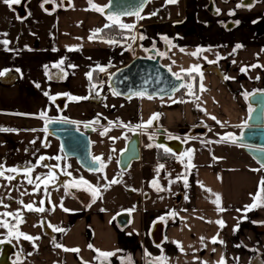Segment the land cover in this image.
<instances>
[{
	"label": "crops",
	"instance_id": "0c3cea01",
	"mask_svg": "<svg viewBox=\"0 0 264 264\" xmlns=\"http://www.w3.org/2000/svg\"><path fill=\"white\" fill-rule=\"evenodd\" d=\"M107 1L94 0V3L106 6ZM41 2L30 6L27 16L30 25H20L17 39L12 41H17L18 48L11 47L9 51L15 52L13 57L18 63L6 65L7 51L4 47L0 49V71L8 70L0 76V127L13 130L0 132V165L19 171V174L5 171V176H15L11 181L0 177V213H4V205L10 203L12 212L19 211L24 220L19 224V231L40 237L35 241L22 237L6 240L1 230L4 228L0 227V243H9L14 250L10 264H145L160 257L166 258V264H219L221 257L226 264H264V206L248 211L244 219L245 205L254 203L253 196L264 179V168L239 145L229 141L226 143L241 152L233 159L238 165L193 162L189 165L185 160L182 163L176 159L160 161L156 144L148 138L152 126L146 130L136 128L159 113L158 121L153 122L165 129L169 137L186 139L184 145L188 140H199L209 131L217 136L221 133L239 135L251 108L245 93L264 91V0H177L176 3L151 0L140 12L144 19L119 18L125 24H135V29L125 30L123 37L135 35L139 42L137 47L131 39H115L118 41L115 44L105 43L99 37L89 39L94 30L103 29L111 22L99 12L87 10L88 0H68L51 13L41 9ZM6 6L10 13L1 8L0 25L14 26L26 21V17L16 16L9 5ZM153 12L156 14L152 15ZM230 12L234 14L229 15ZM42 23L48 24L47 33L39 32ZM141 35L145 39H139ZM162 37H167L168 42ZM236 45L242 47L237 49ZM153 47L162 54V63L175 74L184 73L181 69L200 66L202 81L195 73L198 99L181 100L176 95L151 99L135 95L123 99L111 91L107 83L111 72ZM197 49H205L199 58L191 55ZM61 60L64 61L63 72L53 67ZM13 68L19 70L18 74ZM242 68L248 71L241 72ZM201 83L204 91L200 90ZM37 84L40 87H36ZM93 84L97 86L95 90ZM45 92L57 97L55 101L45 96ZM69 96L88 97L87 103H76ZM58 99H63L62 107L58 106ZM174 100L177 102L173 103ZM41 112L46 113V119L64 115L79 127L92 124L94 133L97 128L109 127L131 135L138 131L141 155L137 166L143 195L139 204H132L135 208L127 206L117 210L93 206L96 200L93 203L92 195L84 190L87 185L83 184L80 194L70 189V194H66L68 181L79 180L71 171L81 167L75 159L65 158L59 141L43 131L45 119L39 118ZM94 121L98 123H92ZM109 121H119L125 126L109 125ZM196 128H203L204 132L193 135ZM181 130H186L187 134H179ZM41 156L51 159L36 166ZM115 163L118 166V159ZM57 164L55 180L37 181L41 183L40 190L27 183L26 169L34 168L31 172L34 181L36 176L43 180L49 174V168L43 165ZM161 164L172 178H183V187L172 202L164 208H156L145 205L150 194L145 193L144 182L149 181L154 193L161 192L152 184L157 180L162 188L160 170L163 169L157 171ZM68 165L71 168L68 169ZM214 194L219 195V207L223 211H217ZM30 203L44 207L45 211L26 210L24 205ZM121 212L129 213V222L123 228L116 222ZM162 216L164 221L159 219ZM3 219L10 226L16 224L13 217ZM218 220H223L225 227L215 223ZM238 220L241 221L239 229L234 232ZM158 221L163 223V239L155 244L152 230ZM49 224L64 231L53 232ZM214 237L223 244H213ZM54 242L62 247H55ZM64 249H79V252ZM95 250L114 255L105 258Z\"/></svg>",
	"mask_w": 264,
	"mask_h": 264
},
{
	"label": "water",
	"instance_id": "95a60500",
	"mask_svg": "<svg viewBox=\"0 0 264 264\" xmlns=\"http://www.w3.org/2000/svg\"><path fill=\"white\" fill-rule=\"evenodd\" d=\"M24 2L22 0L19 6H16L18 17L25 15ZM142 3V0H108L105 8V17L108 15H118L121 17H134L135 15H125L123 13H133ZM148 3L144 4L142 10ZM141 10V11H142ZM140 11V12H141ZM167 66L162 63V54L156 48L148 49L144 55L133 57L125 65L111 72L108 78V86L118 97L129 99L132 96L143 93L146 97L171 98L182 90L178 87L184 83L183 80H177L176 76ZM178 88V90H176ZM63 99H58L59 107H62ZM247 104L252 111L249 112L246 124L239 135L234 136L236 143L247 153L259 166L264 162V91L257 90L250 93L246 98ZM68 119L64 115H59L51 120ZM71 121V120H70ZM156 128L155 138L151 139L156 145H163L171 149L172 154L179 156L184 148V142L177 137H170L169 133L160 127ZM47 133L59 141L61 152L65 158H73L77 164L89 172L96 165L93 163L91 155L90 135L94 133L92 124H84L79 127L77 123H51L48 126ZM203 128H196L192 134H201ZM140 133L134 131L127 141L125 148L118 156V167L125 171L132 162L140 159ZM117 225L125 227L129 222V213L121 212L116 217ZM152 239L155 244H159L163 239V223L158 221L154 224L152 230ZM0 264H10V256L14 253L13 247L9 243H0ZM153 261H147L150 264ZM108 264V263H103ZM155 264V262H153Z\"/></svg>",
	"mask_w": 264,
	"mask_h": 264
},
{
	"label": "rangeland",
	"instance_id": "374dc122",
	"mask_svg": "<svg viewBox=\"0 0 264 264\" xmlns=\"http://www.w3.org/2000/svg\"><path fill=\"white\" fill-rule=\"evenodd\" d=\"M40 1L41 0H30L28 6H38ZM6 5L7 4L4 3L3 0H0V10L1 8L2 10L5 9V13L8 11ZM25 19V22H22L20 24L15 23L14 26L9 25L4 27L3 25H0V40L7 39L9 41V44L6 47L7 52H5L6 65H16V63H18V59L16 57H13L15 55V52L12 53L9 50H11L12 48H18L17 41H12L14 38L15 40L17 39L20 25H30L27 17ZM39 26L41 28L39 32L47 33L46 29L49 27L48 24L42 23ZM4 33H6L7 35H3ZM3 47L5 48L3 44H0V49ZM8 55H10V58L8 57ZM13 69L15 70L13 72L18 74L17 69ZM75 102L87 103L85 99H80V101ZM110 129L111 130L108 131L106 135H101V132H103L104 129L97 128L95 133H92L90 135L92 157L94 158L96 156H101L107 164V167L104 169L103 173L87 172L85 170H82V168H79L80 170H76L75 172L71 171V174L78 179L83 177L84 180L88 181L92 186H101V192L93 206L96 205L99 206V208H110L117 210L118 208L132 206V204L133 206L138 205L139 199L140 197H143V195L141 194V188L139 187L140 174L137 166L138 162L134 161L131 167L126 171L120 170L115 163L120 152L125 148L127 141L130 139L131 133L127 131H117L112 128ZM179 134H187V131L181 130L179 131ZM225 135L226 133H221L219 134V136H217L209 131L208 133L201 136L199 140L186 141L182 153L179 156L175 157L176 161L181 162L182 159L183 161L185 160L186 163H189L190 159V162H193L195 164L218 163L221 166H231L232 164L238 165L239 163L233 162V159L234 157H236V153L241 152L238 149L233 148L232 145L226 143V141H221V137ZM182 140L184 141L186 139L182 138ZM208 141H213V143H207ZM216 141L220 142L217 143ZM189 150H192L190 154ZM69 168H71V166L68 165V169ZM66 171L62 170V172L64 173ZM160 172L161 177H163L160 185L164 189L160 193H154L149 181L144 182L145 193L148 192L150 194V198L145 203V205L147 206L164 208L168 202H172V198L177 196V192H179L178 190H181L183 187V178L181 176H174L172 178V175L167 174L164 169L162 171L160 170ZM105 175L107 177L106 180L102 178ZM124 175H127V177H125ZM113 179H116L120 182L109 184V181ZM170 181H174V183H169ZM105 185H107L106 188L104 187ZM9 199H11V195ZM133 206L132 208H135ZM11 207H13V205L8 203L7 207H5L6 210L4 213H13ZM6 217L9 220L12 218V216ZM1 230H3V237H6V240L14 241V238L9 237V231H7L8 229L4 228ZM13 235H15V233H13Z\"/></svg>",
	"mask_w": 264,
	"mask_h": 264
},
{
	"label": "snow or ice",
	"instance_id": "6c2138e0",
	"mask_svg": "<svg viewBox=\"0 0 264 264\" xmlns=\"http://www.w3.org/2000/svg\"><path fill=\"white\" fill-rule=\"evenodd\" d=\"M4 3L8 4L9 7H11L13 4H20L21 3V0H3ZM151 0H142V3L139 5V8L133 12V13H123L125 15H135L137 17V19H144L145 17L141 16L140 15V11L142 10L144 4L146 3H150ZM177 0H166V3H176ZM44 3H54V0H44ZM88 4H89V9L87 10H91V11H96V12H99L101 15H105V8L107 6H101V5H98L96 3H94V0H88ZM43 7V5H41ZM241 5H237V7H240ZM217 12H219V9H217ZM156 13L153 12L152 15H155ZM234 14L233 12H230L229 15H232ZM107 20H109L111 23H108V24H105V28H113V27H116L120 30H128V31H132L135 29V24H125L123 23L120 19H119V16L118 15H108L106 17ZM104 31V29H96L93 31L92 35L89 37V39H95L97 37H99L103 42L105 43H109V44H115V43H118V41H116L115 39H110V40H103V37L100 35L102 32ZM3 35H7L6 33H4ZM125 39H131L133 42H135V40L137 39V37L135 35H132L131 37H125ZM139 39H145V37L143 35H141L139 37ZM162 39H164L166 42H168V38L167 37H162ZM0 44H3L5 46V49L7 50L6 46L9 44V41L7 39H4V40H0ZM130 47V45H129ZM242 45H236V48H241ZM70 51L73 50V49H69ZM208 51H210V49H207ZM205 51V49H197L196 52L194 53H191V55L195 56V57H198L200 56V53ZM235 51V49H234ZM221 57H217V60H219ZM64 64V61L61 60L58 64L56 65H53V67H56V68H60L61 69V72H63V69L61 68V65ZM48 66H45V68L47 69ZM69 67H75L74 65H69ZM252 67H259V65H253ZM101 71H104V69H100ZM8 70H4V71H0V76H4L6 74ZM17 71H19L17 69ZM182 72H184V74L186 76H188L191 80H195V76L192 75V73H196L197 75H200L201 77V81H202V73L200 72V66L199 65H194V66H191L189 69L185 70V69H181ZM248 69L247 68H242L241 69V72H247ZM47 74V73H46ZM66 75V73H65ZM88 77L89 79L91 80V72H89L88 74ZM176 76V79L177 80H183V77L179 74V73H176L174 74ZM225 79H229V77L225 76L224 77ZM257 79H259V77H257ZM36 87H40L39 84L36 85ZM96 85L93 84L92 85V89L95 90L96 89ZM178 87H183V88H187L188 89V94L191 95V96H194L196 99H198L199 97H197L195 95V92L192 90L193 89V85L192 84H180ZM178 90V88L176 89ZM200 90L201 91H204L205 89L203 88V85L201 83L200 85ZM45 96H49V93L48 92H45L44 93ZM64 95H67V94H64ZM97 95H99V93H97ZM139 95L141 97H143V93H139ZM248 96V93H245V98H247ZM57 97L55 96H49V99L52 100V101H55ZM149 99H151L152 97L149 96L148 97ZM69 99L70 100H75V101H79L80 99H88V97H71L69 96ZM177 101H173V103H176ZM180 103H183L184 101H179ZM252 109L250 108L249 109V112H251ZM159 116L160 114L159 113H155L153 114L152 117L149 118V120L147 122H144L142 124H138L136 125V128H139V129H147L148 127H151L152 124H153V121H158L159 119ZM39 118L41 119H45V128L43 129V131L47 132L48 130V125L51 124V123H76L75 121H70L66 118L64 119H59V120H51V119H46V113L44 112H41L40 113V116ZM211 119L213 120H216V117H211ZM218 124L221 123L220 121H216ZM92 123H98V121H94ZM116 123H120V126H125L122 124V122H112V121H109V125H114ZM110 127L109 128H105L103 132H101V135H106L108 131H110ZM7 131H13L12 129H7V128H2L0 127V132H7ZM35 131V130H33ZM149 139H153V137L150 135L149 136ZM221 141H229L231 143H236V138L233 136V134L231 133H228L226 134L225 136L221 137ZM217 143L220 142V141H216ZM207 143H213V141H208ZM152 145H149V147H151ZM157 147L159 148H163L164 152L165 153H170L171 152V149L169 148H166L164 147L163 145H156ZM192 150H189V154L191 153ZM261 151H264V149H261ZM175 155V154H173ZM46 159H51V158H48V157H43L41 156L39 158V161L37 162V165L36 166H41L40 165V162L41 161H44ZM55 159L57 160H60L61 157H55ZM181 162L183 163V160L181 159ZM93 163L96 165L95 168L91 169L92 171L94 172H100V173H103L104 169L107 167V164L106 162L103 160V158L101 156H96L93 158ZM189 165H190V159H189ZM45 167H48L49 168V174H48V177H45L43 180L40 176H36L35 177V181L31 178V172L34 170V168H29V169H26L25 170V176L27 178V183L29 184H34V188L35 190H40V187H41V183H44V181L48 180L49 178H51L52 180H55L56 179V176H55V172H54V169L55 168H58L59 165H43ZM261 167L264 168V162L261 163ZM164 168V165L161 164L159 165L157 171H159L160 169H163ZM5 171H8V172H17V174H19V171L18 169L16 168H11V169H4L2 165H0V177H4L6 180H13L15 179V176H5L4 173ZM253 171H259V169H253ZM65 175H70V173H67L65 172L64 173ZM103 179H107L106 175L102 177ZM37 181L41 182V183H37ZM120 181L116 180V179H113L111 181H109V184H114V183H119ZM174 181H170L169 183H172ZM83 184V185H87V188H85L84 190L85 191H89V193L92 195L93 197V203L95 202V200L99 197V194L101 192V186L97 185V186H92L88 181L84 180L83 177H81L78 181L74 180L73 182H71L70 184H67L65 185V190H66V194H70L69 193V189L70 188H76V189H79L80 188V185ZM153 186L156 187L157 191H163L164 189L163 188H160L159 187V184H158V181L157 180H154L152 182ZM185 185H187V180L185 179ZM203 187V185H201ZM105 188L107 187V185L104 186ZM47 190V183H45V191ZM207 191H211L210 189H208ZM23 194H26V193H22ZM216 195V199L214 201V203L217 204V211H223L224 209L219 207V200H220V197L219 195L217 194H214ZM253 201L254 203L252 205H245V209H244V212H245V216H244V219L247 218L246 216V213L248 211H251L253 210L254 208L256 207H262L264 206V179L261 180L260 182V185L258 187V191L257 193L255 194V196H253ZM2 202V201H0ZM21 204H23V201H20ZM41 205L44 203L43 200L40 201ZM90 206V205H89ZM4 207H7V205H4ZM24 208L28 211H35L37 213H42L45 211V208L44 207H35L34 204H27V205H24ZM65 211H68L67 209H65ZM239 211V210H238ZM170 216H174L175 213H169ZM6 216H12L13 219L16 220V224H13V225H9L4 219L3 217H6ZM161 221H164L165 220V217H160L159 218ZM24 220H23V217L21 215V213L19 211H17L16 213H0V227H3V228H8L9 229V237H12V238H15L17 240H19L21 237L24 239V240H28V241H35L37 239H39L40 237H32L28 234H25L21 231H19V224L23 223ZM211 222V221H210ZM241 221L238 220V223H237V226L233 229V231H238L239 229V223ZM215 223H217L221 228L225 227V222L223 220H218V221H215ZM49 227L52 228V231L53 232H63L64 229L62 228H57L55 226H52L51 224L48 225ZM13 233H15V235H13ZM201 240L203 241L204 238L202 237ZM213 244L215 243H221L223 244V241L222 240H218L217 237H214L211 241ZM35 246V245H34ZM54 246L55 247H62V245L60 244H56L54 242ZM239 246V245H238ZM89 247L91 248L92 246L89 245ZM65 251H73V252H79V249H64ZM99 253V256H102V257H110V256H113L114 253H105V252H99V250H95ZM213 251H215V249H213ZM146 255H150L148 253H146ZM238 259V258H237ZM153 261L155 262V264H166V258L165 257H160V258H153ZM150 264H153V262H150ZM203 264V262H202ZM219 264H226L225 260L223 257H221V260L219 262Z\"/></svg>",
	"mask_w": 264,
	"mask_h": 264
},
{
	"label": "trees",
	"instance_id": "16d2710c",
	"mask_svg": "<svg viewBox=\"0 0 264 264\" xmlns=\"http://www.w3.org/2000/svg\"><path fill=\"white\" fill-rule=\"evenodd\" d=\"M104 31L100 34L103 38L107 39H124L123 34L125 30H120L116 27L113 28H103ZM184 78V84H192L193 85V91L195 92V95L197 96L198 93V78L195 73H192L193 76H195V80H191L188 76H186L184 73H179ZM176 96L183 100L185 98H194V96H191L188 94L187 88H182L180 92L176 94ZM156 156L160 161L164 160H170L173 161L175 159V155L172 153H165L163 148L157 147L156 150Z\"/></svg>",
	"mask_w": 264,
	"mask_h": 264
},
{
	"label": "flooded vegetation",
	"instance_id": "af4514ba",
	"mask_svg": "<svg viewBox=\"0 0 264 264\" xmlns=\"http://www.w3.org/2000/svg\"><path fill=\"white\" fill-rule=\"evenodd\" d=\"M42 2H41V5H43V7L41 6V9L42 10H45V11H47V12H53L55 9H59L60 7H62L63 5H66L67 3H68V0H54V3H44V0H41ZM21 2H22V0H21ZM29 2H30V0H25V2H24V10H25V15L23 16V17H21V18H24V17H27L28 16V14H29V10H30V6H28V4H29ZM21 4V3H20ZM20 4H13L10 8H11V10H12V12L16 15V16H18L17 15V10L15 9V7L16 6H19ZM154 123H156L157 124V122H153V124ZM157 126V125H156ZM158 127V126H157ZM155 127L152 125V131H151V133H150V135L153 137V138H155L156 137V133H155ZM148 138H149V136H148ZM168 138H170L169 136H168ZM150 140V139H149ZM151 141V140H150ZM151 143H154L153 141H151ZM71 182L70 181H68V184H70ZM70 190H72V191H74L75 193H78V194H80L81 192H82V187H80L79 189H76V188H70ZM0 254H1V250H0Z\"/></svg>",
	"mask_w": 264,
	"mask_h": 264
},
{
	"label": "built area",
	"instance_id": "2783aa9c",
	"mask_svg": "<svg viewBox=\"0 0 264 264\" xmlns=\"http://www.w3.org/2000/svg\"><path fill=\"white\" fill-rule=\"evenodd\" d=\"M134 43L136 44V46H135V47H137V46H138L137 44H138L139 42L136 40Z\"/></svg>",
	"mask_w": 264,
	"mask_h": 264
}]
</instances>
